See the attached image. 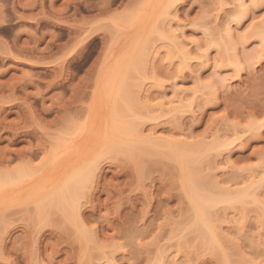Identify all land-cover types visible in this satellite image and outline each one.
Wrapping results in <instances>:
<instances>
[{
	"label": "rangeland",
	"instance_id": "rangeland-1",
	"mask_svg": "<svg viewBox=\"0 0 264 264\" xmlns=\"http://www.w3.org/2000/svg\"><path fill=\"white\" fill-rule=\"evenodd\" d=\"M144 1L0 0V169L24 162L39 169L34 179L0 188V264H161L163 253L169 258L177 255L173 259L179 258L181 264H222L210 245L201 244V233L192 224L180 162L163 153L142 151L146 142L134 145L140 158L118 151L106 155L95 171L81 198V219L94 240L81 242L76 225L55 208L44 222L33 213L37 203L31 191L45 183L49 189L82 144L98 140L99 145L112 119L113 101L107 98L110 91L112 96L118 92L107 86L109 93H104L103 74L131 49L130 43L144 39L149 40L145 57L149 64L125 76L136 111H128L125 118L135 119L131 123L137 122L139 136L147 139L164 136L173 142L181 138L212 145L221 137L218 140L233 143L225 141L226 146L202 153L201 158L208 156L199 161L201 173L206 178L214 175L217 185L235 191L262 182L256 191L251 187L259 201L251 194L243 203L219 204L213 208V223L218 224L224 240L221 251L224 244L230 264H264V34L252 30L255 24H264V0L250 2L246 11L238 12L235 0H221L224 6L217 0ZM236 13L239 20L232 23L236 35L247 36L237 45L242 66L230 63L229 55L227 59L230 53L234 57L233 49L225 55L222 46L210 44L211 36L223 35L221 42L230 46L222 31ZM170 18L174 26L188 25L186 44L191 48L185 59L178 46L162 35ZM121 22L123 27L117 30L116 23ZM192 38L203 49L212 46L211 64L199 56L203 51L190 43ZM181 60L187 62L182 61L185 67ZM216 71L231 81L219 84ZM198 75L203 78L200 83ZM211 81H217L216 87L205 85ZM174 84L185 86V101L190 104L185 102L182 112L169 114L159 105V95L166 88L171 96ZM70 121L82 127L68 130L65 124ZM63 136L70 146H61L52 160L50 151ZM80 235L87 237L86 232Z\"/></svg>",
	"mask_w": 264,
	"mask_h": 264
},
{
	"label": "bare ground",
	"instance_id": "bare-ground-1",
	"mask_svg": "<svg viewBox=\"0 0 264 264\" xmlns=\"http://www.w3.org/2000/svg\"><path fill=\"white\" fill-rule=\"evenodd\" d=\"M217 1H218V4H220V6H224L223 2L221 3V0H217ZM256 1L258 2L259 0H235V2H237L235 4V6H236V8L238 7V10L235 8L234 9L237 12L240 11L239 9L245 10L246 8H249L248 3L252 2V4H254V3L256 4ZM145 4H147V3H144V5ZM169 6H170V4H167L165 8L168 9ZM220 8H222V7H220ZM233 12L234 11H232L231 13H233ZM233 15H234V17L237 15V17L232 18V19L231 18L228 19V21H226V24H225L226 26L223 28L225 30L222 31V33L224 32L223 34L226 35L227 40L230 43V46H228L227 44H224L223 41L221 42L223 35H221V36L218 35V38H216L217 35L211 36V38H213V40L210 41L211 42L210 44L212 46L217 45L218 48L222 46L223 49H220V50H222V51L226 50V52H224L225 55L227 53H229L228 50H230V48L233 49V51L235 52L234 57L231 58V56H230L231 53H230V54L226 55L227 59H228V55H229L230 60L229 59L228 60H229V62L231 61L230 63H232V61H233L236 64H240L242 57L240 58L239 54L237 52V50L239 49V48L237 49L238 41L239 42H240V40L244 41V39L246 41L247 36H245L246 33L243 34V36L241 35L242 37H240V34L236 35V32H235L236 27H234L232 23L235 20H237V21L239 20V17H238L239 14L236 13ZM130 17H131L130 15L129 16L127 15V19L131 21L132 19ZM115 18H117V17L115 16L114 19ZM120 19L121 18L115 19V20L117 22L118 21L120 22ZM116 21H114V22H116ZM122 21H123V19H122ZM168 21H170V22H168ZM168 21H167L168 23L166 22V25L168 24L167 25L168 27L163 30L162 35L165 38L167 37V38L171 39L178 46L181 53H183V55H184L183 59H185V57H187V55L190 51V48H191V47H188L190 44L189 45L186 44V41L189 38H187L188 36H186L187 34H185L186 33L185 28L188 25L184 26V24H180L179 22H177L176 26H174L173 25L174 24L173 19L171 20V18H170V20L168 19ZM261 23H260V25H262V26L257 27V24H255L256 28L253 29L254 27H252V30L256 33V35H258V34L260 35L262 32L264 34V29H263L264 24H261ZM263 23H264V21H263ZM121 24H122V22L116 23V27H118L117 30L120 29L119 26H121ZM166 25L163 26V28H165ZM121 27H123V26H121ZM110 29L112 30V27ZM114 30H115V28H114ZM219 37H220V39H219ZM241 38H243V39H241ZM263 39L264 38H261L262 43L264 44ZM148 42H149L148 39H147V42H146V39H144L138 43L134 42L135 44L132 42L133 45L130 43L131 45L129 44V47L131 46V49L127 50V52L123 51V53H121L122 55L121 56L119 55V58L117 57L116 60L114 59L115 62H113V65L110 67L111 70H110V68H108L109 73L108 74L105 73L106 75L103 74L104 78H103L102 82L100 83V86L104 87V89H105V87L108 89L110 87H107V86H111L113 93L115 92V90H114L115 88H116V90H118L117 93L116 92L114 93V95H113L114 97L111 95V91H110L109 95L111 96V98H109V97L107 98L110 100L112 99V101H113V103H112L109 100V102L112 103L111 104L112 106L110 105V107H111L110 111L112 113V117H111L112 122L110 121V123L112 125L110 124L109 128H107L104 131V133H103L104 135L101 137V141H100L99 145L96 144L98 142V140L93 144H89V143L82 144L76 150V152H75L76 154L74 156H72L71 158L67 159L68 162H67L66 166L59 170V172H60L59 177L53 179V183H51V186H52V184L54 186L52 188H50L51 186L49 185L50 187L48 189V183L47 184L45 183V184H42L41 187H39L38 189L35 188V189H33V191H31L30 197H33L34 204L37 203L36 204V211L35 212L33 211V213H36L35 216L37 219L45 221L48 218L49 214L53 213L52 211L54 208L56 210H59V212H62L65 215L64 217L67 218L68 221L70 220L72 223H74V225H76L77 229L79 230V231H77L79 233V236L83 237V240H81V242L84 241V243H85V241H86V243H87V241L91 238L89 236L88 232H91V231H88L87 225H86V227H87L86 228L84 226L83 219H81L82 218L81 217L82 216L81 215L82 214L81 213L82 212L81 211V205H82L81 204V198L84 196L86 188H88V186H90L92 184L91 179L94 178L95 171L98 170V167H99L101 160L106 155H109V154L112 155V153L115 154V152H116V154H119L121 151L125 152L124 154L129 156V157L130 156L132 157V155H133L132 158L134 159V156H137V154L139 155V153L136 154V152L139 151L138 146L136 147L134 145L137 142L143 143V144L146 142L148 144L145 143L146 146L144 144V146L142 145L140 148V149H142V151L145 150L149 154L150 153H160L159 155H162V156H164L163 154H165V157H166V155H168L169 157L176 158L180 162L179 163V165H180L179 172L181 169L180 182L182 184L181 186H183L182 187L183 190H185V193L190 200L189 202H190V206L192 208L191 210L193 213L192 224L196 225L197 228H195V229H196V231H198V235L200 236V233H201V236H202V237L200 236L202 243H201V241H199V243L204 244V242H205L204 245H206V247H208L210 245L209 248L212 247L214 249V251L217 253V254L216 253L215 254L218 257L222 258V260L219 258L220 262L222 261V264L223 263L224 264H230L231 260H229V258H228V260L226 259L228 254H227L225 247L223 249L224 244L222 246L223 252L221 251V246H220V245H222L221 239L223 242H224V240H223L222 236H220V233H221L220 230H217L218 227H215L216 224L214 225V223H213V221H214V218L212 217L213 216V210L215 209V207L217 208V206L219 204H222L225 202L234 203V204L237 202L243 203V201L245 202V199L248 196H251V194L252 195L253 194L258 195V193H256V192L254 193L253 191L254 190L256 191V189H257L256 187H258L262 182L258 183V185H255V186H254V183L252 184V182H251V184H249L251 186H249V187H248V185L246 186L248 188L245 187L244 190L236 189V191H235V189H233V188L231 189L228 186H226V187L223 186L224 187L223 188L222 186L220 187V185H217L218 183L217 184L215 183L217 181L216 180H215V182L213 181L214 175L211 176L210 173H209V175L212 177V179H211V177L207 176V178H206L205 176L202 175L201 169L199 167V161L200 160L204 161V157L208 156V155H204V157L202 156V158H201L202 153H205V152L207 153L209 150L210 151L214 150L213 147H215V149H217L219 147V149H220L221 145L226 146L225 144H227V143H229L231 145L233 144V143H230V141L228 142L226 140H223V141L218 140L221 137L215 138L217 140L215 141V139H214L215 142L212 145H210V143L207 141L206 142L209 143V145L207 143H204L203 141H201L199 144H192L190 141H184V140H183L184 141L183 142V141H181L182 140L181 138H180L181 140L175 139V140H179V141L173 142L170 140V138H168V137L164 138V136L152 138L149 135L150 139H147L148 136H144V134H143V137H140L141 135H140L139 131H141V130H139V128H136V126H134V125H137L138 123L135 122V124H132L130 121V119L132 120V118H130L129 120L125 118L126 114L129 113L128 111H131V112L134 111L135 107L133 105L134 102H131V100H130V95L132 94L129 90L130 88L127 90L128 83L127 84L125 83L126 84V86H125L124 82H126L125 76L127 75V77L128 76L130 77L129 74L132 71H134L133 69H135V70L139 69V67H142L144 65H145L144 68H146L147 65L149 64L148 62H146L147 59H145V57L148 58V56H146V55L150 52V49L147 47ZM190 43L191 44L193 43V46H195L197 48L198 52H199V50H200V52L203 51V54L201 53V54H199V56L204 55V57H206V61L211 64L210 59L212 57L210 58V56H209V55H211V54H209V51H210L209 49L212 46H210V47L208 46L209 48L205 46L207 49L206 48L203 49L202 48L203 46L201 45L200 41H198L197 39H194V38H192ZM158 53L159 52L157 49L151 55V59H153V61L157 58ZM188 56H190V55H188ZM221 57H222V55H221ZM198 58H200V57H198ZM191 59H193V57ZM182 61L183 60H181V63H182ZM207 62H205V64H203V63L202 64L206 65ZM146 63H148V64H146ZM183 63L187 64V62H184V61H183ZM183 63H182V67H185V64H183ZM182 67H180V69ZM205 68H207V67H205ZM218 70H220V69H218ZM197 71H196V73H197ZM216 73H218L216 76L217 77L216 80L218 81V83L219 82L225 83L226 81L228 82L231 79L230 77L227 78L228 76L226 77L223 74H219L220 72L216 71ZM214 75H216V74H214ZM222 75H223V77H221ZM199 77H197V78H198V81L200 83V81L203 78L201 79V76H199ZM217 81H211V82H208L207 84L205 82V85L209 88H214V87H216ZM115 84L117 85L118 88L116 86L113 87V85H115ZM203 85L204 84H202V86ZM181 86H182V84H181ZM181 86L174 84L173 88H172L173 94L171 96L168 95L166 88L161 89V92H160L161 95H159V97H161L162 99L160 100L159 105L164 108V111L168 110L167 113H169V114H170V112L172 113L173 111L182 112L183 111L182 107H184V104H185V106L187 104H190V103H187V100L185 101V96H186L187 90H185L184 85H183L184 87L183 86L181 87ZM125 87H127V88H125ZM202 88H204V87H202ZM205 89H206V87H205ZM127 91H129L130 93H128ZM105 92H107V90L104 91V93ZM193 92H195V90ZM108 93L109 92H107V94ZM148 93H147V95H150ZM107 94H105V95H107ZM131 98H134V96H132ZM118 99H119V101L121 99V101L119 102ZM112 107L114 108L113 112H112ZM136 110H138V109H136ZM184 110H185V108H184ZM134 112H136V111H134ZM133 113H130L129 115H133ZM137 113H139V112H137ZM137 113H134V116H136L135 114H137ZM138 116H140V115L138 114ZM132 121H136V120L133 119ZM66 125H67L68 130H75L76 129V131H77V129H80L82 127L80 124L77 125L76 122L74 123L71 121H70V123H66L65 127H66ZM137 127H139V126L137 125ZM58 137H62V136H58ZM57 139H56L57 141H56V144L54 145V148L51 149V151H50V156L48 155L49 157H51L52 160H54L59 155V153L61 152L60 151L61 146H65L66 149H67V147L70 146V145L68 146L65 143L68 140L66 137L64 138V136H63V138H60V139L57 138ZM225 141H226V143H225ZM232 141L234 142V140H232ZM216 146H217V148H216ZM134 147H136L137 151H133V150H135ZM158 147H161L164 150H162V149L157 150ZM118 151H120V152L118 153ZM129 152L132 155H130ZM133 153H135V155ZM48 156L46 159L47 161L49 160ZM137 157H139V156H137ZM136 161L138 162V159ZM30 165L31 164L24 162L22 165L20 164L18 167H15L13 169H11V168H9V169L6 168L7 170L0 169V188H6L9 185L20 184V183L25 182L28 179H31V178L34 179L36 177V174H37L36 172H38L39 169L36 170L35 168H37V167H32ZM42 165L40 167H42ZM40 167H38V168H40ZM201 168H202V165H201ZM202 170H203V168H202ZM179 175H180V173H179ZM89 183H91V184H89ZM252 185L254 187L253 188L254 190L251 188ZM249 188H251V189H249ZM250 191H252L253 193ZM39 192L41 193L40 195H39ZM251 197L253 200L258 199L257 201H259V198H257L256 195L251 196ZM249 198H247V199H249ZM2 216L0 215L1 218H2ZM35 216H32V217L35 218ZM212 218H213V220H212ZM239 225H241V224H239ZM239 225H238V227H239ZM216 226H218V224ZM220 227H221V225H220ZM238 229H237V231H238ZM80 232H81V234L82 233L84 234L86 232L87 237L89 236L88 239L86 240L85 238H87V237L84 238V235H80ZM90 235L92 236L95 234L93 233ZM225 235L226 234H223L224 237H225ZM227 237L228 236H226V238ZM229 239L231 240L230 237H228V239H226V240H229ZM91 240H94V239L91 238ZM91 240H89V241H91ZM226 240H225V242H226ZM85 249H86V247H85ZM85 249H84V251H85ZM163 255H165L166 257L165 256L162 257V254H161V257H162V260L160 259L161 264H179V262L181 264V261L179 260V258H178V260L176 259L177 261L176 260L174 261V259H173V258H176L177 255L174 257L173 255L169 254V256H172V257H170L172 262L170 261V258L167 257L168 254L163 253ZM169 261H170V263H169Z\"/></svg>",
	"mask_w": 264,
	"mask_h": 264
}]
</instances>
